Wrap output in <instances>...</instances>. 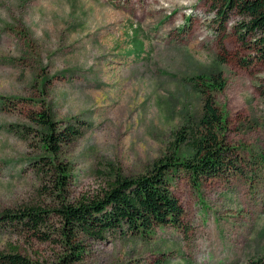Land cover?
<instances>
[{
	"label": "rangeland",
	"instance_id": "rangeland-1",
	"mask_svg": "<svg viewBox=\"0 0 264 264\" xmlns=\"http://www.w3.org/2000/svg\"><path fill=\"white\" fill-rule=\"evenodd\" d=\"M213 20L210 0H0V255L17 249L57 264L68 250L54 211L101 195L118 176H143L166 155L187 156L178 133L200 116L208 75L221 72L226 88L214 96L236 170L199 182L177 173L183 227L136 238L79 233L76 264L264 259V61L233 33L237 17L225 40ZM47 110L60 128L87 123L56 159L69 174L65 190L38 160L48 154L32 117ZM26 209L51 213L42 229L50 241L4 224Z\"/></svg>",
	"mask_w": 264,
	"mask_h": 264
},
{
	"label": "trees",
	"instance_id": "trees-1",
	"mask_svg": "<svg viewBox=\"0 0 264 264\" xmlns=\"http://www.w3.org/2000/svg\"><path fill=\"white\" fill-rule=\"evenodd\" d=\"M210 4L219 37L222 40L227 38L232 19L237 17L233 33L243 46L264 61V0H210ZM203 86L199 98L200 116L189 131H181L177 136V145H190L187 156L183 157L178 152L166 155L147 174L137 178L118 176L101 195L76 205L62 202L61 208L54 211L63 224L62 239L68 250L57 264L81 261L83 251L75 243L79 233L136 238L150 236L158 226L183 227L184 209L172 192L173 177L177 173H185L199 182L223 177L236 170L240 157L229 143L227 120L214 96V92L226 88L222 73H210ZM32 122L39 129L42 148L48 154L38 159L43 162L41 168L55 178L58 189L65 190L69 174L66 167L57 164L56 159L63 147L81 137L87 123L77 119L74 124L60 128L48 110L35 114ZM50 215L49 211L26 209L1 218L5 219L4 224L33 233L40 240L50 241L51 237L42 231L49 225ZM0 264L48 263L31 261L13 249L9 254L0 255ZM258 264H264V259H260Z\"/></svg>",
	"mask_w": 264,
	"mask_h": 264
}]
</instances>
